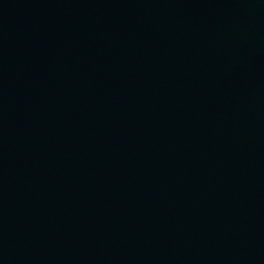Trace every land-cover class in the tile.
<instances>
[{
    "label": "water",
    "instance_id": "obj_1",
    "mask_svg": "<svg viewBox=\"0 0 264 264\" xmlns=\"http://www.w3.org/2000/svg\"><path fill=\"white\" fill-rule=\"evenodd\" d=\"M0 264H264V0H0Z\"/></svg>",
    "mask_w": 264,
    "mask_h": 264
}]
</instances>
